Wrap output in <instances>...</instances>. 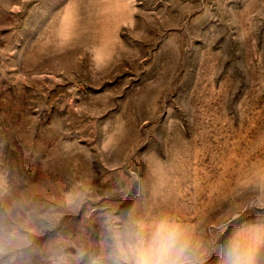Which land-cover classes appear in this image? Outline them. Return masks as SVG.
<instances>
[{
	"label": "rangeland",
	"instance_id": "1",
	"mask_svg": "<svg viewBox=\"0 0 264 264\" xmlns=\"http://www.w3.org/2000/svg\"><path fill=\"white\" fill-rule=\"evenodd\" d=\"M264 264V0H0V264Z\"/></svg>",
	"mask_w": 264,
	"mask_h": 264
},
{
	"label": "clouds",
	"instance_id": "2",
	"mask_svg": "<svg viewBox=\"0 0 264 264\" xmlns=\"http://www.w3.org/2000/svg\"><path fill=\"white\" fill-rule=\"evenodd\" d=\"M188 245L180 238L177 226L161 223L145 239L137 235L128 249L119 248V259L123 264H189L186 257ZM224 264H240L230 253L225 254Z\"/></svg>",
	"mask_w": 264,
	"mask_h": 264
}]
</instances>
